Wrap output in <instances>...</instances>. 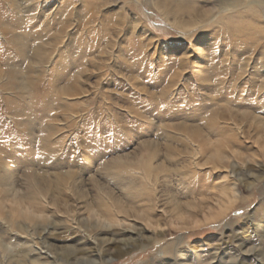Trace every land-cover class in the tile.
Returning a JSON list of instances; mask_svg holds the SVG:
<instances>
[{
    "label": "rangeland",
    "instance_id": "obj_1",
    "mask_svg": "<svg viewBox=\"0 0 264 264\" xmlns=\"http://www.w3.org/2000/svg\"><path fill=\"white\" fill-rule=\"evenodd\" d=\"M244 1L0 0V264H264Z\"/></svg>",
    "mask_w": 264,
    "mask_h": 264
},
{
    "label": "bare ground",
    "instance_id": "obj_2",
    "mask_svg": "<svg viewBox=\"0 0 264 264\" xmlns=\"http://www.w3.org/2000/svg\"><path fill=\"white\" fill-rule=\"evenodd\" d=\"M240 1V0H239ZM245 1H249V3H255V2H257L258 0H245ZM244 1V2H245ZM246 3V2H245ZM247 4V3H246ZM244 6V5H243ZM160 7H162V6H160ZM174 12V11H173ZM183 13H186L187 14V11L185 12H183ZM164 16L166 17V20L168 21L169 20V14L167 15L166 13L164 14ZM172 25H175V26H177V27H180L181 29H186L187 27H190L191 25H192V22H183V21H181V20H177V19H173V21L172 22H170ZM253 180V183L256 181V180H259V178L258 177H256L255 179H252ZM253 183L251 182V183H249L250 185H253ZM5 196V195H4ZM59 199V198H58ZM2 201V200H1ZM19 201H22V200H19ZM3 203V202H2ZM1 208V207H0ZM19 208H20V206H19ZM22 209V208H21ZM21 209H16L17 211H21ZM27 209V208H26ZM18 213V212H17ZM18 215H20V214H18ZM21 217V216H20ZM48 242V241H47ZM49 243V242H48ZM97 243V242H96ZM134 242L133 241H125V243H123L124 245H126V246H132V245H134L133 244ZM40 244V243H39ZM38 244V245H39ZM52 245V244H51ZM118 245H120V244H118ZM50 246V245H49ZM54 246V245H53ZM109 246H111V245H109ZM117 246V245H116ZM33 247V246H32ZM56 247V246H55ZM60 247V246H59ZM113 247V246H112ZM34 248V247H33ZM36 248V247H35ZM65 248V247H64ZM105 248H106V246H105ZM123 248V247H122ZM31 250V249H30ZM37 251H38V249H36ZM48 250V249H47ZM63 250V249H62ZM74 251V250H73ZM253 251V250H252ZM46 252V251H45ZM67 252V251H66ZM49 253V252H48ZM88 253V252H87ZM97 253V252H96ZM101 253V252H100ZM43 253H41V252H39L38 251V253H37V255H39L40 256V258H41V255H42ZM57 254V253H56ZM52 255V254H51ZM50 255V253L49 254H47V256H45V257H48L47 259H49V256H51ZM97 255V254H96ZM111 255V254H110ZM35 256V255H34ZM60 257V256H59ZM43 258H44V256H43ZM52 258V257H51ZM97 258V257H96ZM58 259V258H57ZM102 259V258H101ZM103 259H104V257H103ZM40 260V259H39ZM43 260V259H42ZM46 260V259H45ZM44 260V261H45ZM51 260V259H50ZM54 260V259H53ZM63 260V259H62ZM61 260V261H62ZM66 260V259H65ZM36 261V260H35ZM41 262V261H40ZM46 262V261H45ZM44 262V263H45ZM54 262V261H53ZM52 262V263H53Z\"/></svg>",
    "mask_w": 264,
    "mask_h": 264
}]
</instances>
